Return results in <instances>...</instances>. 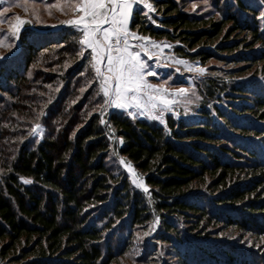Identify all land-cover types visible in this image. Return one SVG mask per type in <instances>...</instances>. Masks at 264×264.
Segmentation results:
<instances>
[{
  "label": "trees",
  "instance_id": "1",
  "mask_svg": "<svg viewBox=\"0 0 264 264\" xmlns=\"http://www.w3.org/2000/svg\"><path fill=\"white\" fill-rule=\"evenodd\" d=\"M150 2L157 24L134 7L130 28L209 70L166 127L119 109L100 123L69 26L26 28L0 60V264H116L141 231L142 264H264V5Z\"/></svg>",
  "mask_w": 264,
  "mask_h": 264
},
{
  "label": "snow or ice",
  "instance_id": "2",
  "mask_svg": "<svg viewBox=\"0 0 264 264\" xmlns=\"http://www.w3.org/2000/svg\"><path fill=\"white\" fill-rule=\"evenodd\" d=\"M259 3L264 5V0H259ZM5 4L8 6L0 8V25L7 23L8 27L6 32L0 31V47L9 50L15 46L11 41L20 38L26 24L45 23L41 18V7L49 17L53 15V10L69 17L60 20L59 25L72 29L71 35L78 44V49L74 50L75 55L81 60H87V67L94 73L91 80L86 81V87H92L93 83L97 85L90 102L96 97L101 98L93 108V111L99 109L101 124H106L104 116L109 109L114 108L126 111L133 118L138 114L159 121L166 127L165 113L177 114L175 110L180 105H184L187 110V105L193 102L190 97L195 96V91L187 87L173 89L169 84L171 73L162 82H152L150 77L160 76L155 68L173 64L177 65L175 68L177 73L183 71L204 76L208 72L207 68L200 66L198 62L190 63L187 59L177 58L172 54L165 56V49L171 48V44L156 41L130 28L134 7L151 23L157 24L149 15L156 12L150 0H0V5ZM13 7L21 8L27 18L20 15L9 16ZM195 7L193 4V9ZM259 18L264 21V10L260 11ZM57 26L50 25L52 28ZM4 59L6 57L0 56V60ZM149 61H153L154 66ZM261 79H264V76H261ZM86 87L80 89L81 93L86 91ZM48 102L51 103V98ZM44 115L46 113L41 111L36 119L39 120ZM43 131V126L36 123L30 129L29 135H42ZM119 164L127 169L132 184L150 196L149 187L143 177L137 175L132 164L126 162L123 157L119 158ZM23 182L31 183L30 180ZM158 223L157 216L152 223L153 231ZM147 235L149 233L145 232L144 236Z\"/></svg>",
  "mask_w": 264,
  "mask_h": 264
},
{
  "label": "rangeland",
  "instance_id": "3",
  "mask_svg": "<svg viewBox=\"0 0 264 264\" xmlns=\"http://www.w3.org/2000/svg\"><path fill=\"white\" fill-rule=\"evenodd\" d=\"M7 6H8L7 4L0 5V8L7 7ZM8 15L9 16L20 15L22 18H27V15L19 7H13ZM41 18L45 21L44 24L35 23V22L32 25H27L26 24L24 26V30L26 28H30V29H33V30L39 31V32L40 31L41 32H46V31L57 30V29L60 30V29H62L65 26L64 25H59V21L60 20H64V19H68L69 17L61 15L59 12H57L55 10H53V15L51 17H49L47 15V13L41 7ZM52 24H57L58 26L56 28H52V27H50V25H52ZM7 27H8L7 23L0 25V31L6 32L7 31ZM45 40H47V37L44 38L43 42H46ZM11 42L15 46L11 50L7 49L6 47H0V56H4L6 58H9L10 56H13L14 54L18 53V51L20 50V47H21L20 39L13 40ZM168 54L175 55L174 51H173V46L171 48L165 49V56H167ZM177 58H179V57H177ZM149 63L153 64V66H154V62L153 61H149ZM162 63H163V61H162ZM212 64L219 65L216 62H212L211 65ZM199 65L202 66L200 63H199ZM219 66H221V65H219ZM176 67H177V65H173V64H169L167 67H163V66L162 67H157V68H155V70L158 73H160V76L159 77H155V78L150 77L149 79H151L152 82H154V83H159V82H162L166 77H168L169 73H171V77L172 78L169 80V84H170V86L173 89L179 88V87H187V88H191V89H193L195 91V96H191L190 97L193 102L191 104L187 105V108H190L193 104H195V100L198 98V93H197V89H196L197 88V83L204 82L206 77L209 75V70H208L207 67L202 66V67L207 68L208 72L204 76H196L195 74L187 73V72H183V71L181 73H177L175 71ZM179 67L182 68V66H179ZM183 107H185V106L184 105H180V106H178L176 108L175 111H176L177 114H173L171 112L165 113V120H166V117H168L169 115H172L174 117L179 118L183 114L182 113V110H184ZM112 109H114V108H112ZM137 117L147 118V117H141L138 114H137V116L135 118H137ZM43 133H44V131H43ZM43 133H42V135H36V137L42 138ZM121 166H123V165H121ZM137 175H139V174L137 173ZM145 232H148L149 235L144 236ZM138 234H139V236H138ZM138 234H137L136 241H135L137 243V246L134 247L133 251H131L130 254H128V255H126V257H123L122 259H120V261L118 263H116V264H142V261L139 259V257L141 256V251H142L141 249H143L144 244L154 234V232H152L150 234L149 231H141Z\"/></svg>",
  "mask_w": 264,
  "mask_h": 264
},
{
  "label": "water",
  "instance_id": "4",
  "mask_svg": "<svg viewBox=\"0 0 264 264\" xmlns=\"http://www.w3.org/2000/svg\"><path fill=\"white\" fill-rule=\"evenodd\" d=\"M23 30H24V28L22 29V31H23ZM57 30H58V29H57ZM57 30H51V32H55V31H57ZM22 31H21V32H22ZM40 32H41V31H40ZM46 32H48V31H46Z\"/></svg>",
  "mask_w": 264,
  "mask_h": 264
}]
</instances>
